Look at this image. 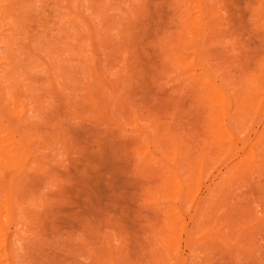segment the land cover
I'll use <instances>...</instances> for the list:
<instances>
[{
  "label": "rangeland",
  "instance_id": "374dc122",
  "mask_svg": "<svg viewBox=\"0 0 264 264\" xmlns=\"http://www.w3.org/2000/svg\"><path fill=\"white\" fill-rule=\"evenodd\" d=\"M0 264H264V0H0Z\"/></svg>",
  "mask_w": 264,
  "mask_h": 264
},
{
  "label": "bare ground",
  "instance_id": "6f19581e",
  "mask_svg": "<svg viewBox=\"0 0 264 264\" xmlns=\"http://www.w3.org/2000/svg\"><path fill=\"white\" fill-rule=\"evenodd\" d=\"M67 31V30H66ZM214 87V86H213ZM213 87H212V89H213ZM211 89V88H210ZM217 90V89H216ZM217 93H219V92H217ZM223 98V97H222ZM251 153V152H250ZM250 158V157H249ZM252 159V158H251Z\"/></svg>",
  "mask_w": 264,
  "mask_h": 264
}]
</instances>
